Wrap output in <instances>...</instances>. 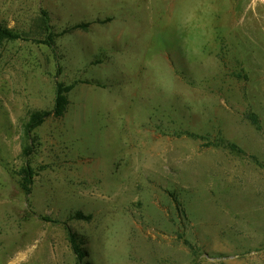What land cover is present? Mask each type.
Listing matches in <instances>:
<instances>
[{
    "label": "rangeland",
    "instance_id": "obj_1",
    "mask_svg": "<svg viewBox=\"0 0 264 264\" xmlns=\"http://www.w3.org/2000/svg\"><path fill=\"white\" fill-rule=\"evenodd\" d=\"M0 23V264H264V0H0Z\"/></svg>",
    "mask_w": 264,
    "mask_h": 264
},
{
    "label": "trees",
    "instance_id": "obj_2",
    "mask_svg": "<svg viewBox=\"0 0 264 264\" xmlns=\"http://www.w3.org/2000/svg\"><path fill=\"white\" fill-rule=\"evenodd\" d=\"M14 38H17V35H15L11 29L7 28L6 26L0 23V44H2V42L5 40L14 39ZM48 43L52 46L54 45L51 34H49ZM73 87L74 84L64 85L63 83L58 82L56 87V98L53 109L49 111L35 113L32 116L30 122L28 123V130L32 131L36 127L40 126L50 116L62 117L67 110L68 93L73 89ZM254 123H257V120H255ZM34 176H35V171L33 167L27 165L26 168L24 169L23 183H22L27 193H30L32 191ZM67 229L70 237V242L72 244V248L75 254L77 255V259L79 263H82L83 253L78 244L79 242L77 236L73 233V231L69 227Z\"/></svg>",
    "mask_w": 264,
    "mask_h": 264
}]
</instances>
